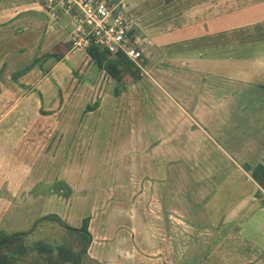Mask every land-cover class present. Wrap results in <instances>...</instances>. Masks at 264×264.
I'll return each mask as SVG.
<instances>
[{"label":"crops","instance_id":"1","mask_svg":"<svg viewBox=\"0 0 264 264\" xmlns=\"http://www.w3.org/2000/svg\"><path fill=\"white\" fill-rule=\"evenodd\" d=\"M111 1L163 79L199 82L180 98L209 108L215 157L206 169L171 165L169 135L148 115V72L124 87L73 48L75 21L59 4L0 0V231L57 215L75 229L90 220L82 264H264V195L243 169L264 164V0ZM219 98L231 112L220 136ZM90 159L98 177L86 186ZM75 206L87 209L76 219Z\"/></svg>","mask_w":264,"mask_h":264},{"label":"rangeland","instance_id":"2","mask_svg":"<svg viewBox=\"0 0 264 264\" xmlns=\"http://www.w3.org/2000/svg\"><path fill=\"white\" fill-rule=\"evenodd\" d=\"M237 36L238 34L232 37L233 41H237L238 39H240L237 38ZM159 55L160 53L159 54L156 53V57H158ZM142 58L143 55L141 59ZM141 59L138 61L139 64H141ZM162 66H160L159 63L156 64L150 63L144 67L142 66V68L145 70V72H143L144 76H147V72H148L150 76L154 78L153 81L155 82L153 83H155L156 85L150 88L149 85L144 84L145 88L149 89L147 92V99H148L149 107L151 108L150 110L151 112H148V115L149 118H151V116H154L156 120L153 129L154 130L160 129L162 125L163 134L169 135V139L168 142L165 144V148L169 149L171 165L180 163L190 169H193L194 167H202L203 169H206L207 168L205 167L206 164H208V162L210 161L211 156L215 157V153H216L215 149L208 143L209 136L211 135L210 132L208 131V127L203 126V122H202L204 119H207L205 120V122L209 123L208 118H204V116L209 115L210 113L208 111L209 108L207 109L204 106V104H202L200 105L198 111L195 110V112H193V109H188L187 106L184 105V103L182 102L183 100H181L180 98L182 97L180 90H182V92L185 91L187 99L194 97L193 92H191L190 89L195 88L196 86L200 87L199 86L200 84L199 82L197 84V81L193 80V78L183 79L182 77L180 79L177 74L174 77L171 76L169 80H165L163 78L167 76L165 74V72L167 71H165ZM152 69H154L153 71H155L157 75L152 74ZM175 69H176L175 72L178 73L177 72L178 69L177 68ZM162 80L167 84H169V87L171 88L170 90L171 92L169 91L170 95L162 91V88L163 90L166 89V87L162 83ZM201 82L203 87L210 85L209 79H204L203 81L201 80ZM233 83L234 86L239 87L241 81L237 77H234ZM222 85L225 86L224 81H220L218 86L222 87ZM165 95L167 96L169 101L166 99ZM149 97L151 98V100H149ZM205 98L209 100L210 96L206 95ZM224 98L223 99L219 98V101H217L218 112L216 113L218 114L217 116L218 128L216 129L218 131L219 136L224 133L223 132L224 127L222 125V121L224 122L225 121L224 119L227 118L226 116L227 113L231 114V112L229 111L226 112V110H224L226 106L224 105L225 104L224 102H226ZM238 101L242 102L241 97H238ZM205 104L208 105L209 104L208 101L205 102ZM233 113L236 114L237 112H233ZM238 113L241 114L242 112L239 111ZM238 113H237V119L235 121L236 125H240V121H241L240 120L241 116H239ZM167 123H169V125H167ZM205 136L208 139L205 138ZM206 153H210L208 156L209 158L207 157ZM175 155L181 156L180 159H178L177 157L175 159L174 158ZM182 157H184V159H182ZM87 168L89 169V173L86 174V183H87L86 186L90 185L87 182L88 180L92 181V179H97L98 177L96 176L97 159H90ZM75 207L76 209L73 207L72 213H67L70 214L71 215L70 217L71 218L73 217L74 219L80 217L81 214L87 210L86 208H82V207L77 208V206ZM62 215H64V213H62ZM50 216H57V215H50ZM59 219L61 220L60 223H58L57 221L46 220L43 221L37 227V225L40 222V220H37L33 224L29 225L26 229L22 228V230H15L16 228L7 226L6 228H2L1 230L2 232H5L7 235H14L17 233L28 234L27 243L29 245L32 244L34 245L35 243H39V242L52 244V245H60L63 243L74 246L79 245L80 239H78V237H76L74 233L68 232L65 230V228H63L64 226L69 225L66 222V219L64 220V218H60V217ZM185 228L186 230H188V227ZM15 231H23V232H15ZM187 241L188 239L185 240V244H186L185 259H187L188 255H190L187 251L188 250ZM78 249L80 250L79 247H77V250ZM34 256L28 259L20 260L19 264H45V261L42 260L40 257L36 255Z\"/></svg>","mask_w":264,"mask_h":264},{"label":"trees","instance_id":"3","mask_svg":"<svg viewBox=\"0 0 264 264\" xmlns=\"http://www.w3.org/2000/svg\"><path fill=\"white\" fill-rule=\"evenodd\" d=\"M88 53L100 70L106 71L108 75L124 87L139 83L143 79L144 74L138 64L123 53H118L114 56L109 52L101 51L95 46L90 47ZM140 65L146 66L147 61L142 58ZM124 91L117 90L116 95L119 96ZM243 169L250 174L251 178L264 192V164L254 168L245 165ZM262 191H259V197H263ZM49 219L58 223L61 222L58 216H49L41 219L40 222ZM89 221V219H85L81 229L69 226L63 227L80 239L79 245L76 246L66 243L52 245L43 242L29 245L27 243L28 234L26 233L7 235L5 232L0 231V264H19L20 260L31 258L34 255L44 260L45 264H81L82 257L87 255L89 244L92 240L88 229ZM77 247L80 250H77Z\"/></svg>","mask_w":264,"mask_h":264},{"label":"built area","instance_id":"4","mask_svg":"<svg viewBox=\"0 0 264 264\" xmlns=\"http://www.w3.org/2000/svg\"><path fill=\"white\" fill-rule=\"evenodd\" d=\"M59 4L67 14L72 15L75 28L71 35L72 46L85 50L92 46L111 55L125 54L130 60L138 61L142 53L132 46L130 34L133 22L125 13L121 2L111 0H48L53 10Z\"/></svg>","mask_w":264,"mask_h":264}]
</instances>
